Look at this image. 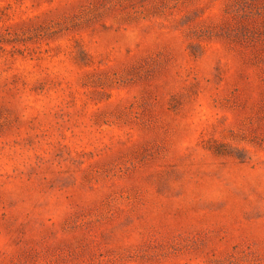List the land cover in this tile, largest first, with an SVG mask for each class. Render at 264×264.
Masks as SVG:
<instances>
[{
  "label": "rangeland",
  "instance_id": "374dc122",
  "mask_svg": "<svg viewBox=\"0 0 264 264\" xmlns=\"http://www.w3.org/2000/svg\"><path fill=\"white\" fill-rule=\"evenodd\" d=\"M0 264H264V0H0Z\"/></svg>",
  "mask_w": 264,
  "mask_h": 264
}]
</instances>
